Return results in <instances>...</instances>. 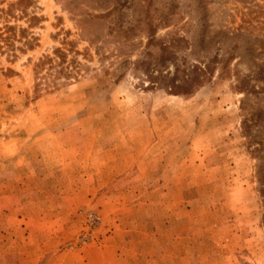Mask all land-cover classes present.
<instances>
[{
  "label": "rangeland",
  "instance_id": "obj_1",
  "mask_svg": "<svg viewBox=\"0 0 264 264\" xmlns=\"http://www.w3.org/2000/svg\"><path fill=\"white\" fill-rule=\"evenodd\" d=\"M16 1L0 0L17 26L0 48V264H264V113L251 145L243 129L264 111V0H34L4 19ZM114 6L120 26L91 43L74 12ZM57 47L80 76L39 95Z\"/></svg>",
  "mask_w": 264,
  "mask_h": 264
},
{
  "label": "trees",
  "instance_id": "obj_2",
  "mask_svg": "<svg viewBox=\"0 0 264 264\" xmlns=\"http://www.w3.org/2000/svg\"><path fill=\"white\" fill-rule=\"evenodd\" d=\"M200 1V0H199ZM244 2H247L243 0ZM34 3V0H17L16 2H13L9 5V7L5 10H1V14L5 17H16L17 10L20 11V13L23 15H29L28 9L32 6ZM70 12H73L71 10ZM75 16H80L79 22H80V28L82 29V32L87 35H93L94 38H89L88 40L91 43H94L97 37H100L97 33V29L99 27V30H101V27L104 28V26H112L117 25L120 26L122 14L119 12V7L114 6L112 8H107L104 12L93 14L91 12H87V14H83L81 12H74ZM83 15V16H82ZM149 16L146 15V19ZM151 18V17H150ZM40 17L33 14L30 17V25H37L40 22ZM5 24L3 26H0V48L4 49L5 45L7 47H15L13 40L17 36V26L10 24L9 20H5ZM152 23V24H151ZM149 25H153V19L152 22L149 20ZM95 27V28H94ZM96 29V30H94ZM152 29V28H151ZM84 30V31H83ZM98 30V31H99ZM152 31V30H151ZM153 32L149 33V36H152ZM20 38L26 39L24 44L28 48H33L35 45L36 37L32 35L31 38H28V29L27 28H21L20 30ZM107 36L106 33L102 36ZM182 38V37H181ZM69 44H72V42H68ZM22 49V48H21ZM23 50V49H22ZM71 51V49L69 50ZM75 53H79L78 51H75ZM69 53L67 50L62 49L60 47H57L53 51V55L46 54L35 63L34 65V71L36 76V84H35V90L40 95L43 90L45 91H51L50 90V83H53V88H59L63 84H67L70 82V80H77V78L80 76V71L82 64L80 61L77 60L76 57H72L68 59ZM223 59H221L218 62H222ZM258 73H257V80L260 82V92H262L263 97L260 98L264 100V66L261 64L258 65ZM222 69H226V65L222 66ZM52 78V80H49ZM249 79L248 76H237L236 77V88L243 89L246 91V93H251L255 91V88H250L248 86ZM250 113V112H249ZM246 114V120L243 123V129L246 133V137L249 139V145L252 144V141L254 140V137L251 134L250 128L251 123H249L248 117H250V122L253 120H258V118H261L263 116L264 111L263 110H256L251 114ZM253 152L255 150H252ZM259 150H256L258 152ZM257 163H256V178L258 182V190L260 192L261 197L263 198L264 202V156L258 154L257 156ZM264 221V216H263Z\"/></svg>",
  "mask_w": 264,
  "mask_h": 264
}]
</instances>
